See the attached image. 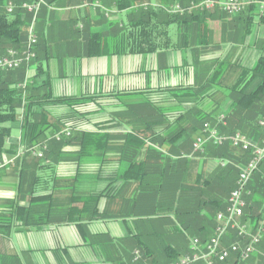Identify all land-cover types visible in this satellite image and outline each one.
<instances>
[{"label":"crops","instance_id":"0c3cea01","mask_svg":"<svg viewBox=\"0 0 264 264\" xmlns=\"http://www.w3.org/2000/svg\"><path fill=\"white\" fill-rule=\"evenodd\" d=\"M149 2L158 5L159 0ZM98 4L100 7H96ZM43 7L36 20L39 25H36L39 32L45 28V38L35 50L36 59L43 62V72L39 73L37 63H25V81H36L40 86L49 80L55 98H74L77 102L72 107L47 103L33 107V112L40 113L44 109L53 118L69 122L71 125L63 130L103 133L109 135L110 140L104 154L95 152L79 158L80 147L67 146L62 149L61 158L54 157L39 164L33 155L26 158L27 152L17 157L19 150L25 148L21 144V121L8 125L13 133L2 160H14V163L0 169V264H118L119 253L124 251L120 241L131 239L139 229L155 244L162 226L170 228L171 223L157 215L161 210L159 172L166 157L184 160L178 175L187 184H192L196 174L207 176L218 167L217 160L207 149L193 152L192 144L197 136L185 148H182L184 138L171 140L175 125L149 127L148 136L142 138L143 145L129 142L125 136L132 133L131 127L117 123L118 113L125 111L128 100L147 98L163 107L169 121L174 122L178 106L168 90L197 88L201 77L211 73L222 61H230L238 67H254L264 55V25L256 22L253 33L240 42L234 35L239 30L234 18L229 19L232 23L227 29L223 28L221 20L207 19L210 31H203V35H209L204 36L201 45L195 41L190 47L179 50L116 54L112 52L123 46L118 41L124 35L120 30L129 21V11L119 12L115 1L58 0L47 10ZM81 26L85 28L83 35L77 31ZM89 32L104 36L106 49L102 56L86 54ZM172 39H178L176 29H173ZM234 78L220 87L211 86L203 94L201 107L205 113L214 111L216 115L221 111L225 116L230 103L228 91L221 86L231 85ZM192 105L190 99L183 107L188 109ZM19 115L22 120L24 108L19 110ZM211 126L220 131L224 127L219 116ZM150 130L158 136H151ZM54 136L48 134L44 142L49 146ZM24 157V161L18 162ZM132 164L139 165L132 167ZM131 167L132 172L127 173ZM145 167L147 176L144 177L140 169ZM174 170L175 167L168 168L167 175L173 177ZM170 177L162 187L167 196L172 192L167 207L176 195ZM33 196H50L53 210L50 216L37 214L35 218L42 217L40 225L27 228L22 214H17L15 208L30 206ZM80 196L99 197L97 209L103 217L84 221L81 226L64 222L66 208L81 207L79 202L74 201L70 206H66L67 203ZM166 215L174 219L171 213ZM92 216L90 213L88 217ZM261 253L259 249L256 254Z\"/></svg>","mask_w":264,"mask_h":264},{"label":"trees","instance_id":"16d2710c","mask_svg":"<svg viewBox=\"0 0 264 264\" xmlns=\"http://www.w3.org/2000/svg\"><path fill=\"white\" fill-rule=\"evenodd\" d=\"M28 1L0 0V57L6 55L10 49L23 50L27 46L28 30L33 17L22 8V5ZM46 1L48 6H52L58 0ZM113 1H115L116 9L119 12L129 11V21L120 30L124 35L118 41L124 47H118L115 52H112L116 54H146L160 49L179 50L190 47L195 41L200 44L205 36L203 31H210L206 23L207 19L221 20L223 28L227 29L232 23L229 19L234 18L235 27L238 26L239 28L234 35L239 38L240 42H243L246 37L253 33L256 22L264 25V13L260 12V7L256 3L240 14L228 15L220 9L213 12L186 11L183 14L168 12V8L175 4L187 8L192 2H199L200 0H159L157 6L152 5L150 0ZM10 4L14 6L12 13L8 12ZM47 9V6L43 7V10ZM37 25L35 30L38 43L34 49L36 51L45 38V28L39 32ZM84 29L82 27L77 31L83 35ZM173 29H176L178 33L176 41L172 39ZM208 35L206 34L207 38ZM88 39L86 54L88 56H102L103 50L106 49L104 36L89 32ZM262 46L264 47V41H262ZM32 62L37 63L38 71L42 73L43 62L39 61V58ZM210 71L212 72L201 77V84L197 88L180 87L168 90L178 106H175L178 112L175 114L174 122L169 121L167 113H164L163 107L157 102L147 98L125 102V111L118 113L116 119L118 124L125 123L131 127L132 133L127 134L126 139L129 142H137L143 145L142 138L148 136L149 127L154 128L166 124L175 125L177 128L170 135L171 140L184 138L185 142L182 148H185L190 140H194L193 137L201 133L205 122H215L217 118L216 112L207 114L202 110L203 94L211 86L220 87L222 83L227 82L233 76L235 78L231 85L221 86L228 91V102L230 103L229 108L225 111L227 126L222 127L221 132L231 135L240 132L261 144L264 137V128L259 123L264 119V55L251 69L232 65L230 61H222L217 64L214 70ZM25 77L23 66L17 70L0 71V163L4 162L2 160L3 154L6 152L5 148L13 133V129L8 126L9 124L21 121V144L26 149L43 143L48 138V134H57L66 126L71 125L69 122L53 118L44 109L40 113L33 112L32 109L35 106L42 107L47 103L65 104L72 107L77 101L74 98H55L49 80L40 86L36 81L32 83L27 81V87L25 89L20 88L19 85L25 82ZM190 99L193 105L185 109L183 105ZM179 107L180 109H178ZM21 108H24L22 120H20L19 115ZM142 128L144 129L142 130ZM150 131L151 136H158L153 130ZM109 140L110 136L103 133L73 132L70 137L63 136L60 141L54 139L49 144L44 158H37L36 160L40 164L47 159L61 158L64 147L75 145L80 147L77 152L79 158L88 157L95 152L104 154L105 146L108 145ZM205 149L213 158L229 161V164L226 166L219 165L207 176L196 174L192 184H187L183 182L182 176L178 175V170H180L184 160L174 161L173 158L166 157V162L160 166L161 171H158L161 179L158 186V192L161 195L159 200L161 210L158 211L157 215H161L158 216L159 219L170 222V228H163L165 226H162L154 240L155 244H151L152 239L139 229L137 234L132 235L131 239L120 241L119 244L124 251L119 253L118 264H172L191 252V239L199 238L205 244L213 236L212 233L217 226L216 216L226 209L228 198L237 186L240 167L251 159V153L236 150L229 142L224 146L210 144ZM16 153L15 151L14 154ZM27 156H31V154L28 153L25 157L27 158ZM25 157L20 158L18 162L24 161ZM137 165L139 164H132V167ZM132 167L127 170V173L132 172ZM172 167H175L176 170H174L173 177H170L167 175V171L168 168ZM145 170L146 167L140 169V175L147 176ZM169 177L171 184L176 188V195L174 194V201L167 207V201L171 199L172 192H168L167 196L162 187L165 186ZM36 180L38 182V177ZM50 199V196H33L30 206H17L15 208L17 214H22L25 227L40 225L39 221L42 217L39 215V218H35L37 214L48 213L50 216L53 210V203L49 201ZM72 199L75 200L72 201ZM74 201L79 202L81 207L66 208L64 222H74L81 226L84 221L103 217L97 209L99 197L80 196L71 198L66 206L73 205ZM245 201L244 219L252 222L253 225H258L264 217V163L254 173L245 194ZM165 207L166 212L170 209L167 213H171L174 219L168 217L167 213H163ZM90 213H93L91 218L88 217ZM180 236L181 238H179ZM235 241H238L236 235L231 238V242ZM259 249L264 253V239ZM136 252H139L138 261H135ZM263 260L261 254H255L250 262L248 260L247 264H264ZM227 264H246V262L231 261Z\"/></svg>","mask_w":264,"mask_h":264},{"label":"built area","instance_id":"2783aa9c","mask_svg":"<svg viewBox=\"0 0 264 264\" xmlns=\"http://www.w3.org/2000/svg\"><path fill=\"white\" fill-rule=\"evenodd\" d=\"M254 3L258 4L260 12L264 13V0H200L199 2H192L187 8L175 4L168 8V12L183 14L186 11L213 12L220 9L228 15H237L247 10ZM43 6H47L46 0H29L22 5V8L33 17L28 30V43L23 50L10 49L6 55L0 57V71L17 70L25 63L36 60L34 49L38 43V36L35 25ZM96 7H100V5L98 4ZM13 10L14 6L10 4L8 12L12 13ZM27 84L28 82L25 81L19 87L25 89ZM219 120L224 126H227L224 115L220 116ZM260 125L264 128V119L260 121ZM71 134L72 132L69 129H65L55 134L54 139L60 141L63 136L70 137ZM225 142H230L236 150L251 153V159L240 167L237 186L229 196L226 209L216 216L217 226L213 236L205 244L199 238L191 239V252L180 257L172 264H227L232 259L235 260L234 262H245L259 252V247L264 239V217L258 225H253L244 219V209L246 207L245 194L248 185L259 166L264 163V141L261 144L254 143L240 132L226 136L220 130L212 127L211 124L205 123L201 133L193 142V152H203L209 143L222 146ZM47 150L48 145L43 142L29 149L21 148L17 157H21L27 152L38 159H42ZM13 163L14 160L0 163V169ZM227 164H229V161H220L221 166ZM231 233L236 235L238 241L226 245L227 238ZM138 259L139 252H136L135 261H138Z\"/></svg>","mask_w":264,"mask_h":264},{"label":"rangeland","instance_id":"374dc122","mask_svg":"<svg viewBox=\"0 0 264 264\" xmlns=\"http://www.w3.org/2000/svg\"><path fill=\"white\" fill-rule=\"evenodd\" d=\"M47 7H50V6H48L47 5ZM225 109H226V105H225V108H224V111H225ZM214 112V111H213ZM221 111H218V114H216L217 115V117L219 116V118H220V116H222L221 114ZM220 114V115H219ZM205 123H209V124H211L212 123V121H207V122H205ZM260 123V122H259ZM202 130V129H201ZM226 136H229V135H231V134H225ZM262 141H264V137H263V139H262ZM261 141V142H262ZM227 142H225L224 143V145L226 144ZM230 143V142H229ZM224 145H222V146H224ZM217 160V163H218V167H219V165H220V159H216ZM239 178V177H238ZM229 199V198H228ZM248 219H250V218H248ZM250 222V221H249ZM251 224H252V222H250ZM233 236H235L233 233H231L230 235H229V237L227 238V241H226V245H230V244H232V243H234V242H231V238L233 237ZM179 238H181V236L179 237ZM236 242V241H235ZM229 243V244H228ZM261 255H262V257H263V259H264V253H261ZM251 260V259H250ZM250 260H249V262H250ZM232 261L234 262L235 260L234 259H232ZM246 262V264H247V262L248 261H245Z\"/></svg>","mask_w":264,"mask_h":264}]
</instances>
